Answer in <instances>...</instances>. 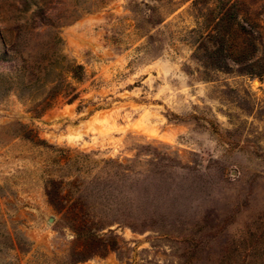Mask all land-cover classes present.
Here are the masks:
<instances>
[{"label": "rangeland", "instance_id": "obj_1", "mask_svg": "<svg viewBox=\"0 0 264 264\" xmlns=\"http://www.w3.org/2000/svg\"><path fill=\"white\" fill-rule=\"evenodd\" d=\"M87 5L77 99L0 98V264H264V0Z\"/></svg>", "mask_w": 264, "mask_h": 264}, {"label": "trees", "instance_id": "obj_2", "mask_svg": "<svg viewBox=\"0 0 264 264\" xmlns=\"http://www.w3.org/2000/svg\"><path fill=\"white\" fill-rule=\"evenodd\" d=\"M33 6L31 11L28 0L1 2L0 19L2 23L11 21L12 25L0 36V61L9 66L0 75V98L14 95L20 102L32 104L33 111L38 112L59 96H65L67 104L77 99L71 82L82 80L83 67L63 55L61 40L53 30L90 7L87 0H77L71 11L51 16L43 6ZM37 28L45 31L35 35ZM76 230L71 227L74 235Z\"/></svg>", "mask_w": 264, "mask_h": 264}]
</instances>
